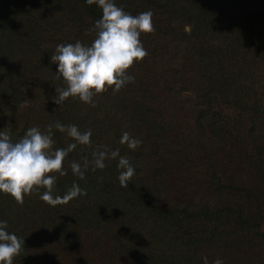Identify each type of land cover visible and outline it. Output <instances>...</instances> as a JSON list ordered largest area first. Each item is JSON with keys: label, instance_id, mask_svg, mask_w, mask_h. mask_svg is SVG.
Listing matches in <instances>:
<instances>
[{"label": "trees", "instance_id": "trees-1", "mask_svg": "<svg viewBox=\"0 0 264 264\" xmlns=\"http://www.w3.org/2000/svg\"><path fill=\"white\" fill-rule=\"evenodd\" d=\"M135 16L149 55L134 82L53 102L66 88L51 62L57 45L94 40L102 9L86 0H0V131L13 142L53 125V148L76 141L55 123L91 130L56 177L53 197L76 183L86 195L51 206L46 188L18 203L0 192V221L25 239L13 264H264V0H114ZM228 114L220 111V108ZM123 132L140 139L135 150ZM108 146L136 170L127 187L118 159L85 171ZM103 247V248H102Z\"/></svg>", "mask_w": 264, "mask_h": 264}, {"label": "clouds", "instance_id": "clouds-1", "mask_svg": "<svg viewBox=\"0 0 264 264\" xmlns=\"http://www.w3.org/2000/svg\"><path fill=\"white\" fill-rule=\"evenodd\" d=\"M88 5L96 4L102 9V18L98 19L94 28L96 36L90 45L76 41L74 44H60L51 55V62L58 65L57 78L63 77L66 88H56L53 102L63 104L69 97H78L80 101L95 106L93 97L113 88L119 91L127 83L134 82V77L128 70L135 62L143 60L149 55L141 42L142 33H153V13L145 11L135 16L118 7L114 0H86ZM60 132H67L76 143L67 148H53L55 141L52 138L53 125L47 126L42 132L38 127L29 128L24 136L13 142L10 132L0 131V192L10 194L18 203H24L25 195H31L34 190L46 188L40 199L51 206L66 204L73 198L86 195L76 183L61 198L53 197V187L56 177L67 175L63 162L77 144L91 146V130L81 132L76 125H62L55 123ZM120 143L126 144L129 149L135 150L142 141L123 132ZM118 159V180L122 187H127L136 174L135 168L129 159L120 156V150H111L103 146L102 150H94L92 159L83 157L82 163H71L72 173L81 180L85 179V171L91 165L94 172L104 169L106 160ZM7 221H0V264H13V258L19 255L25 239L10 234L7 230ZM205 264L207 258L205 257ZM214 264H222L219 259Z\"/></svg>", "mask_w": 264, "mask_h": 264}, {"label": "rangeland", "instance_id": "rangeland-1", "mask_svg": "<svg viewBox=\"0 0 264 264\" xmlns=\"http://www.w3.org/2000/svg\"><path fill=\"white\" fill-rule=\"evenodd\" d=\"M220 111H222L223 113L228 114V111H227V110H224L222 107L220 108ZM102 248H103V247H102Z\"/></svg>", "mask_w": 264, "mask_h": 264}]
</instances>
